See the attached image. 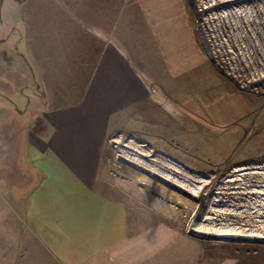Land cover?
<instances>
[{"label":"rangeland","instance_id":"rangeland-1","mask_svg":"<svg viewBox=\"0 0 264 264\" xmlns=\"http://www.w3.org/2000/svg\"><path fill=\"white\" fill-rule=\"evenodd\" d=\"M187 1L215 67L151 72L162 85L137 74L153 107L142 115L148 124L137 121L139 133L109 131L107 163L123 181L111 187L130 205L131 235L161 230L149 244L166 248L167 264H264V0ZM48 35L51 0H0V136L37 118L30 105L40 101L41 84L30 46H44L39 39ZM241 168L260 175L262 186L251 199L228 194L217 204L221 193L244 192L229 184ZM130 184L135 190L124 196ZM27 191L0 177V241L19 243L5 219L12 232L20 228L15 199Z\"/></svg>","mask_w":264,"mask_h":264},{"label":"crops","instance_id":"crops-1","mask_svg":"<svg viewBox=\"0 0 264 264\" xmlns=\"http://www.w3.org/2000/svg\"><path fill=\"white\" fill-rule=\"evenodd\" d=\"M190 9L187 0H51V36L30 46L37 118L0 136V177L28 188L14 198L20 228L5 219L19 243L0 241V264H167L166 248L149 244L160 229L130 234V205L112 188L123 181L104 141L117 126L139 133L152 106L141 71L162 85L156 73L215 67Z\"/></svg>","mask_w":264,"mask_h":264},{"label":"bare ground","instance_id":"bare-ground-1","mask_svg":"<svg viewBox=\"0 0 264 264\" xmlns=\"http://www.w3.org/2000/svg\"><path fill=\"white\" fill-rule=\"evenodd\" d=\"M248 170H249L248 168H241V169L235 170L236 173L233 174V176L240 177V179L235 178L234 180H230L231 183L229 182V184H240L241 186L240 188L243 189L244 192L236 191V192H230V193H221L222 198L217 201V204L225 203L226 202L225 199L227 198L228 194H234V196H236V198L233 199L234 201H239L241 199L243 200L244 198L251 199L254 197V195L257 193V191H255L254 189H256L258 185H260L259 179L262 177H260V175H257L255 173H247ZM210 194H212V192Z\"/></svg>","mask_w":264,"mask_h":264}]
</instances>
